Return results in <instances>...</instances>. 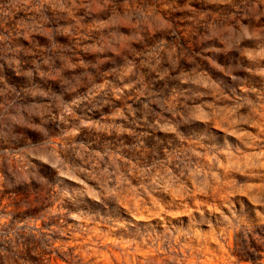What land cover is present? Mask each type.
Wrapping results in <instances>:
<instances>
[{
  "label": "rangeland",
  "instance_id": "374dc122",
  "mask_svg": "<svg viewBox=\"0 0 264 264\" xmlns=\"http://www.w3.org/2000/svg\"><path fill=\"white\" fill-rule=\"evenodd\" d=\"M10 247L264 264V0H0Z\"/></svg>",
  "mask_w": 264,
  "mask_h": 264
},
{
  "label": "trees",
  "instance_id": "16d2710c",
  "mask_svg": "<svg viewBox=\"0 0 264 264\" xmlns=\"http://www.w3.org/2000/svg\"><path fill=\"white\" fill-rule=\"evenodd\" d=\"M248 236H250V234H248ZM7 249V248H6ZM8 250V255L2 253V251L0 250V264H22L19 260L18 257L15 254H20L22 253L21 251L18 250H12L11 247L7 249ZM244 255L243 256H247L250 255L248 253V250L244 251ZM9 254H14L13 257H10ZM36 256H32V264H41V261L38 258H35Z\"/></svg>",
  "mask_w": 264,
  "mask_h": 264
}]
</instances>
